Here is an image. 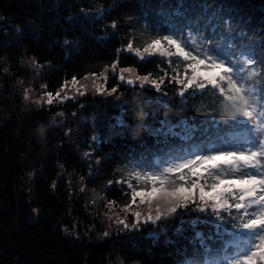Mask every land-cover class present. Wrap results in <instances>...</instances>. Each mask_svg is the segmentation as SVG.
Here are the masks:
<instances>
[{"label":"trees","instance_id":"trees-1","mask_svg":"<svg viewBox=\"0 0 264 264\" xmlns=\"http://www.w3.org/2000/svg\"><path fill=\"white\" fill-rule=\"evenodd\" d=\"M93 2L106 8L105 16L119 25L116 29L102 20L82 25L71 19L70 9L75 10L80 5L90 7ZM52 3L57 10L50 6ZM181 3L184 7L180 11L184 12L187 20H200L202 23L205 22L204 9L200 6L204 3L217 6L209 8L208 12L219 11L225 18L231 17L238 32L255 38L253 47L259 63L260 55L264 54V47H261L264 41V0H0V22L3 25H24L27 19L35 22L32 33L24 28L19 37L23 49L8 46L4 50L18 57L23 52L32 55L46 73L47 90L54 92L73 75L79 78L110 64L116 58V49L126 43L130 29L133 33H140L148 26L149 31H164L168 18L161 12H174ZM171 20L180 22V18L175 16ZM65 40L70 44L65 45ZM8 57L11 64L14 63L12 67L19 71V58ZM121 61V66L134 65L140 74L152 72L156 75L159 72L155 63L141 65L127 53L122 55ZM162 88L171 97V102L158 110V119H167L173 126L184 121L199 127L207 119L202 113L213 112L209 106L210 98H204L202 102L200 97H186L187 102L181 103L182 98L176 94L175 85L166 81ZM15 103L7 117H1L0 123V264H105L106 256L111 253L110 243L78 241L64 232L65 227L70 228L69 216L85 218L80 205L67 198V191L53 189L57 167L52 161H61L67 168L78 169L76 154L65 141L60 144L51 142L48 150L45 149L34 136L44 111L19 100ZM139 106L128 108L124 114L132 124L129 130L100 142L96 150L99 168L91 180L86 179V185L115 201L118 206L127 201L126 185H109L108 181L119 179L121 173L118 170L126 165L131 167L144 161L147 167L160 156V149L164 147L163 136H155L146 130L145 125L153 123L151 111L143 104L141 108ZM213 114L221 123L230 119L222 115V108H217ZM168 142L173 146L181 143L178 137H170ZM54 145L57 148L51 150ZM29 163L44 169L42 176L32 184L34 199L30 203L24 192H19L16 187ZM80 165L86 176L87 170ZM31 207L36 208V214L32 213ZM191 218H184V231L181 233L175 231L181 226L178 215L158 222L162 231H155L150 226L154 230L151 235H146L150 228L144 230L140 238L128 241L126 250L119 246L122 258L137 264H201L203 256L210 259L219 257L224 250L223 242L215 236L207 239L209 234L215 233V228L205 224L197 226V230L205 235L201 243L190 227L188 221Z\"/></svg>","mask_w":264,"mask_h":264},{"label":"snow or ice","instance_id":"snow-or-ice-1","mask_svg":"<svg viewBox=\"0 0 264 264\" xmlns=\"http://www.w3.org/2000/svg\"><path fill=\"white\" fill-rule=\"evenodd\" d=\"M183 7L181 3L174 12H161L168 18L164 31H149L148 26L140 33L130 29L126 43L116 49V58L99 71L79 78L73 75L55 93L47 91L46 84L41 85L43 91L35 103L63 104L89 92L113 96L121 85L141 89L147 85L160 92L166 81L176 86L181 103L187 102L186 97H200L202 102L210 98L213 112L202 113L207 119L199 127L181 121L179 125L156 129L153 135L164 137L160 156L147 167L144 161L126 165L118 170L119 179L108 181L109 185H126L123 215L117 213L115 223L127 230H138L142 224H156L178 215L181 226L175 231L181 233L184 218L190 216V227L201 243L205 235L197 226L215 228L207 239L215 236L223 242L225 257L220 264H264V54L258 63L255 38L238 32L231 17L225 18L219 11L208 12L217 6H200L204 9V23L187 20L180 11ZM103 14L96 12L97 16ZM172 16L180 18V22L172 21ZM118 26L116 21L111 24L113 29ZM124 53L141 65L155 63L163 74L141 75L134 65L122 67ZM31 63L41 67L35 58ZM110 80L117 83L109 88ZM29 91L25 90L26 100ZM217 108H222V115L230 119L216 121L213 113ZM111 128L113 135H122L127 125L116 117ZM170 137H178L181 143L170 145ZM107 206L113 208L115 201H108ZM233 246L234 254L228 255Z\"/></svg>","mask_w":264,"mask_h":264},{"label":"rangeland","instance_id":"rangeland-1","mask_svg":"<svg viewBox=\"0 0 264 264\" xmlns=\"http://www.w3.org/2000/svg\"><path fill=\"white\" fill-rule=\"evenodd\" d=\"M50 6L57 10L55 3ZM70 10L71 19L78 20L82 25L97 23L98 20H102L107 24L113 22L105 16L106 8L98 3L93 2L90 7L80 5L75 10ZM97 11H103V16H97ZM24 28L32 33L35 30V22L27 19L24 25L13 24L10 27L0 22V123H2L1 117H7L9 109L15 107L17 100L24 102L26 105H31L37 110L44 111V117L37 123L34 132L36 140L42 142L45 149L51 142L60 144L61 141H65L71 151L76 154L79 162L78 169H74L67 168L61 161H52V164L57 167L53 189L61 188L67 191V198L70 202L80 205L85 218L81 219L78 215L69 216L71 217L69 220L71 222L70 228L65 227L64 232L78 241L93 240L110 243L111 253L106 256L105 264H137L136 262L124 260L118 249L119 246L124 251L127 248L128 241L131 242L132 239L140 238L139 235L145 233L144 230H149L151 227L155 231H162L163 229L158 227V223L142 224L138 230H127L123 226H118L115 223V217L117 213L123 215L121 212L122 206L115 204L110 209L107 206V202L110 200L95 191L94 188L86 185V179L91 180L97 168H99L100 159L96 150L102 140L109 139L113 135L111 126L116 124V117L122 118L127 125V129L122 130V133H124L132 126L124 117V114L127 113L126 110L143 104L151 111L150 118L153 123L145 125V127L150 134H153L156 129H166L168 125H171L167 119L157 118L158 110L167 107L171 102V97L165 93L163 88L160 92H157L147 85L143 89L138 86L121 85L118 93L113 96H100L89 92L86 96H77L74 100L65 101L63 104L49 106L41 103L38 105L35 101L43 91L40 86L46 84L44 79L46 73L43 71L41 64L39 63L41 66L39 68L34 67L31 63L34 58L32 55L23 52L22 56L18 57L19 55L12 52L7 53L4 50L8 46L23 49L19 37L22 35ZM67 52H69L68 49ZM8 56L19 58V71L12 67L14 63L11 64ZM5 68L8 69L7 72L4 71ZM115 83L117 82L110 80L108 87L114 86ZM26 89L30 90L27 100L25 99ZM59 113H62V115ZM41 128L44 129L43 135L39 131ZM117 130H121L119 126H117ZM93 136L98 139L93 141ZM56 148L57 145H54L51 150ZM51 150L49 149V151ZM85 152H90L91 155L86 157ZM80 164L87 170L86 176L83 175ZM43 171L44 169L40 166L29 163L28 168L21 175L18 185H16L19 192H24L29 203L34 199L32 184L36 178L42 176ZM81 188L84 191H81ZM31 208H33L32 213L36 214V208ZM131 219V216H129V223H131ZM147 225L149 226L146 227ZM153 229L151 228L146 235H151L154 232ZM105 232L108 233L107 236L104 235ZM222 259L206 264H220Z\"/></svg>","mask_w":264,"mask_h":264},{"label":"clouds","instance_id":"clouds-1","mask_svg":"<svg viewBox=\"0 0 264 264\" xmlns=\"http://www.w3.org/2000/svg\"><path fill=\"white\" fill-rule=\"evenodd\" d=\"M39 131H40V134L42 135V134H43V132H44V129H43V128H41Z\"/></svg>","mask_w":264,"mask_h":264}]
</instances>
